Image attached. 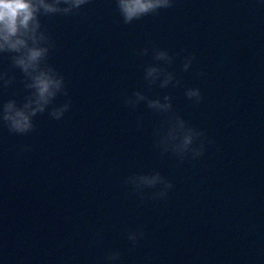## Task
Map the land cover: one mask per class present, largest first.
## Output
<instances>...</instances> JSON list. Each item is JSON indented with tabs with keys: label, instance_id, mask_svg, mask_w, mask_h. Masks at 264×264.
<instances>
[{
	"label": "water",
	"instance_id": "1",
	"mask_svg": "<svg viewBox=\"0 0 264 264\" xmlns=\"http://www.w3.org/2000/svg\"><path fill=\"white\" fill-rule=\"evenodd\" d=\"M41 22L72 106L60 121L35 117L28 135L0 125V264H99L110 250L120 264H264V0H176L131 25L114 0H92ZM153 46L196 56L189 72L181 58L170 69L184 86L152 92L172 95L175 111L215 141L196 162L161 157L159 117L122 103L145 89L151 57L137 53ZM8 67L0 57V70ZM185 86L201 90L199 105ZM26 94L17 83L0 101ZM150 171L174 185L166 200L141 201L123 185ZM141 226L133 248L127 232Z\"/></svg>",
	"mask_w": 264,
	"mask_h": 264
},
{
	"label": "clouds",
	"instance_id": "2",
	"mask_svg": "<svg viewBox=\"0 0 264 264\" xmlns=\"http://www.w3.org/2000/svg\"><path fill=\"white\" fill-rule=\"evenodd\" d=\"M90 3L92 0H0V57L9 61V67L0 70V91H7L19 83L27 93L20 102L14 98L0 101V125L6 127L10 134L28 135L36 131L35 117L47 112L52 120L60 121L71 110L72 101L65 78L49 63L55 43L41 17L71 16ZM114 4L123 23L131 25L146 16L157 15L161 10L174 8L176 0H114ZM137 54L151 57V63L143 69L145 89L125 94L123 105L135 111L143 104L159 117L152 135L154 147L161 157L170 155L178 164L200 160L215 141L175 111L172 95L152 96L155 87L164 90L184 86L183 79L170 69L177 58H181L180 71L189 72L196 60L195 54L187 53L185 49L169 54L158 46L151 50L143 48ZM14 70H19L22 79L17 80ZM196 75L203 77L205 73L200 71ZM61 96L66 99L57 105L55 102ZM184 96L194 105L203 100L198 87L185 86ZM143 127L144 117L139 116L136 128L141 130ZM22 151H31V146H22ZM123 185L131 188L132 194L141 201L166 200L174 188L159 171L132 173L124 178ZM144 237L142 226L127 232V240L133 248ZM94 242L102 243V236L97 234ZM121 258L118 250H110L100 257L99 264H120Z\"/></svg>",
	"mask_w": 264,
	"mask_h": 264
}]
</instances>
